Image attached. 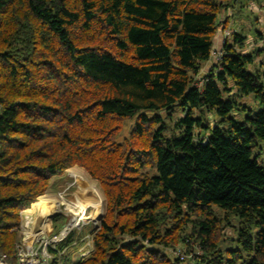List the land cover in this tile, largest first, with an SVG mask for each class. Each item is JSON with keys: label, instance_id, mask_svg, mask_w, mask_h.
I'll return each instance as SVG.
<instances>
[{"label": "trees", "instance_id": "obj_1", "mask_svg": "<svg viewBox=\"0 0 264 264\" xmlns=\"http://www.w3.org/2000/svg\"><path fill=\"white\" fill-rule=\"evenodd\" d=\"M234 1L0 0L8 264H18L22 212L74 166L100 183L107 215L89 258L50 250L49 264H264V49L234 34L201 75ZM231 218L237 247L223 250ZM178 246L191 258L167 253Z\"/></svg>", "mask_w": 264, "mask_h": 264}, {"label": "rangeland", "instance_id": "obj_2", "mask_svg": "<svg viewBox=\"0 0 264 264\" xmlns=\"http://www.w3.org/2000/svg\"><path fill=\"white\" fill-rule=\"evenodd\" d=\"M244 4V3H241ZM247 9V8H246ZM256 12L250 9H247L244 13H242V18L237 17V10H235V15L232 16L237 24H241L240 30L238 28L237 31L243 34L246 37V47L247 51H254L257 49H264V5L263 10L258 9ZM262 10V11H261ZM227 11L224 10L220 14L219 18L225 14ZM229 17L227 18V20ZM240 22V23H239ZM225 25V24H224ZM228 25V23H227ZM233 26V25H232ZM221 27V26H220ZM219 27V28H220ZM228 28V27H227ZM219 32V29L217 33ZM217 33L215 37L217 36ZM231 38L230 35H227V39ZM262 58V57H261ZM264 61V58H262ZM242 103L246 104L248 107L258 109L259 106L252 99H243ZM181 109L177 108L174 111V114L170 119H166L165 122L168 125L170 130L174 129L176 121L179 120L180 117L184 116V113H181ZM153 112H147V115L152 117ZM238 117V116H237ZM135 119L126 120L123 124V129L118 137L119 142H123L130 135L131 128ZM156 128V127H155ZM262 150L259 152L261 154V159L264 160V144L261 145ZM77 176L80 184L82 186H86L87 188H91L100 195L103 200V208L104 212L99 222L96 224L92 221L91 211L94 207V203L91 202L89 205L84 208H80L78 214V218L81 220V224L78 227H74L72 229H68V225L70 224L72 216L68 214L65 210V200H71L74 202H78L83 198V192L80 191V187L75 185V178L73 175ZM47 197H51L52 199H56L60 202V212L57 215L47 218L44 221V233H33L28 234V230L33 226L28 222L30 220L31 215L27 213V210L22 213V223H21V233H22V242L18 244L17 249L26 250L27 247H33L34 252H37L38 258H42V252L44 249L47 252L49 257V263L52 260L50 250H58L60 256L71 254L74 262H77V258H89L94 252V243L93 237L101 228V223L107 215L108 203L105 196V193L100 185V183L93 179L89 173L80 166H74L70 168L64 175L54 177L51 181V185L47 192L43 195ZM42 197V196H40ZM38 198V201L40 199ZM44 199V198H43ZM47 204V201H46ZM92 205V206H91ZM90 206V208H89ZM85 207V206H83ZM27 225V226H26ZM239 229V223L234 218H231L230 221L224 222L221 230V248L226 250L228 248L237 247L236 239H237V230ZM63 233L65 235L63 236ZM29 235V236H28ZM63 237H62V236ZM61 237V238H59ZM58 238V240H56ZM70 240L72 244H67V241ZM66 242V246L61 249L62 243ZM19 251V250H18ZM167 253L171 257L175 258H191L190 254L187 252L186 247L178 246L175 250L166 249ZM26 253V252H25ZM28 255V253H27ZM18 256V252H17ZM26 260L31 261V257H28ZM6 262V260H5Z\"/></svg>", "mask_w": 264, "mask_h": 264}, {"label": "bare ground", "instance_id": "obj_3", "mask_svg": "<svg viewBox=\"0 0 264 264\" xmlns=\"http://www.w3.org/2000/svg\"><path fill=\"white\" fill-rule=\"evenodd\" d=\"M73 176L75 178V185L79 186L81 189L80 191L83 192V198L78 202H74L71 200H65L66 202L65 210L68 214L72 216L70 224L68 225L69 227L68 229L78 227L81 224V220L78 218V214L80 215L79 210L80 208L84 210V208H86V206L89 205L91 202L94 203V207L91 211V218H92V221L97 224L104 212V208H103L104 202L101 199L100 195L97 193V191L91 189L92 187L87 188L86 186H82L79 180L77 179V176L75 174ZM43 198L45 200V204L37 205L35 206L33 210L27 211V213L31 215L30 220L28 222L30 223V225H33L28 230V233L33 232V231H38L39 234L44 233V221L47 218L57 215V213L60 212V209H61L60 202L61 201H58L54 198L52 199L51 197H47V196H43ZM46 201H47V204H46ZM64 235L65 233H63V236ZM56 240H58V238ZM34 264H36V261H34Z\"/></svg>", "mask_w": 264, "mask_h": 264}, {"label": "crops", "instance_id": "obj_4", "mask_svg": "<svg viewBox=\"0 0 264 264\" xmlns=\"http://www.w3.org/2000/svg\"><path fill=\"white\" fill-rule=\"evenodd\" d=\"M241 3H244V4H241ZM233 4L234 5L231 8H229L225 12V14H223V16H221V18H219V22L221 24V27L219 28V32L217 33V36L214 38L213 53L214 52L222 53L223 48L225 46V43L227 41L231 42L232 41V37L234 36V34H239L240 33V32L237 31L236 28H238L240 30L241 24H237V22L232 17L236 13L235 10H237V15H238L237 17H241L242 18V13H244L247 9H249V10L251 9L253 11V13L258 11L257 7H258V9H262L263 10L264 0H235L233 2ZM228 17H229V19L227 20ZM227 23H228V25H227ZM228 34L231 37L229 39H227V35ZM213 60L214 59L212 58L211 61L205 63L201 75L206 74L210 70V68L214 64ZM27 210H25V211H27ZM25 211H23V212H25ZM33 233H38V231L29 232L28 234L30 235V234H33Z\"/></svg>", "mask_w": 264, "mask_h": 264}, {"label": "built area", "instance_id": "obj_5", "mask_svg": "<svg viewBox=\"0 0 264 264\" xmlns=\"http://www.w3.org/2000/svg\"><path fill=\"white\" fill-rule=\"evenodd\" d=\"M222 53H213L212 58L214 59L215 62H219L221 60ZM18 264H34V261H36V264H49V257L50 255L47 254L45 251L46 249L43 250L42 252V258H38L37 252H34L33 247H27L26 250L23 249H18ZM26 252V253H25ZM28 253V255H27ZM28 257H31V261L26 260ZM0 264H8L7 261L5 262V256H0Z\"/></svg>", "mask_w": 264, "mask_h": 264}]
</instances>
